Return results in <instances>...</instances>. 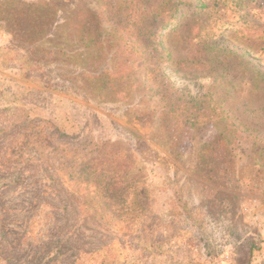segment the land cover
<instances>
[{
    "label": "rangeland",
    "instance_id": "1",
    "mask_svg": "<svg viewBox=\"0 0 264 264\" xmlns=\"http://www.w3.org/2000/svg\"><path fill=\"white\" fill-rule=\"evenodd\" d=\"M257 216L264 0H0V264H264Z\"/></svg>",
    "mask_w": 264,
    "mask_h": 264
},
{
    "label": "crops",
    "instance_id": "2",
    "mask_svg": "<svg viewBox=\"0 0 264 264\" xmlns=\"http://www.w3.org/2000/svg\"><path fill=\"white\" fill-rule=\"evenodd\" d=\"M257 218V221H259V222H255V220H254V222H250L252 225H254V224H256V225H259V226H262V227H264L263 225H264V216H260V217H256ZM255 226V225H254ZM261 237L262 238H264V234H262L261 235Z\"/></svg>",
    "mask_w": 264,
    "mask_h": 264
}]
</instances>
